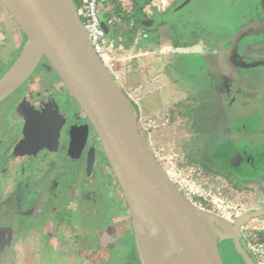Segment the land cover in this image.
<instances>
[{"label":"rangeland","instance_id":"obj_1","mask_svg":"<svg viewBox=\"0 0 264 264\" xmlns=\"http://www.w3.org/2000/svg\"><path fill=\"white\" fill-rule=\"evenodd\" d=\"M184 1H105L103 16L113 21L108 24V40L113 42L117 57L113 70L121 73L118 79L112 75L136 105L141 133L170 178L193 205L219 216L213 222L227 235L240 217L238 214L260 209L262 204L251 195L239 200L232 191V180L218 175L219 166L209 161L210 165H206L207 159L213 158L214 149H207V122L201 114L204 62L203 57L185 51L200 48L195 46V39L203 30L196 25L197 20L206 24L212 21L203 11L204 0H196L183 12L176 11ZM140 12L149 18L148 26L153 31H143ZM127 35L132 38L128 40ZM24 44L21 27L0 4V73L13 64ZM140 49L155 50L156 56L160 50L164 51L157 57L171 65L160 72L162 81L171 85L156 99H143L145 92L137 77V58L133 62L126 60V65L117 55L121 52L137 55ZM155 55L151 53L140 60ZM149 67L151 71L152 64ZM40 68L60 81L51 66L42 64ZM21 88L0 104V135L3 130V134L9 135L5 129L17 136L23 133L17 112L29 106L23 100L15 101L19 92L25 91ZM80 112L84 114L83 110ZM6 151L1 149L0 156ZM98 158L97 165L87 172L83 167L79 171L77 162L69 164L64 160L57 169L54 160L50 159L48 164L44 160L42 169L22 177L34 201L22 202L12 197L11 206L1 204L2 212L10 211L0 215V264H142L135 244L125 242L122 235L128 233L124 226H132L131 212L102 148ZM16 162L10 160L11 168L1 178L0 201L13 189L20 174ZM109 220L123 224L124 228L115 226L109 230L106 226ZM263 228L264 216H260L244 221L237 230L240 243L256 264H264V245L256 240V229ZM206 230L220 264H244L231 239L216 237L208 225Z\"/></svg>","mask_w":264,"mask_h":264},{"label":"water","instance_id":"obj_2","mask_svg":"<svg viewBox=\"0 0 264 264\" xmlns=\"http://www.w3.org/2000/svg\"><path fill=\"white\" fill-rule=\"evenodd\" d=\"M192 0H185L176 11ZM16 19L25 44L13 64L0 77V104L28 83L40 66L50 65L94 127L106 159L129 206L135 245L142 264H220L206 226L216 237L231 239L246 264H256L237 236L244 221L264 215L251 210L235 221L230 233H221L213 220L219 216L193 205L160 164L149 141L141 133L136 105L106 68L95 51L74 0H0ZM264 9V0H262ZM102 26L109 25L102 16ZM264 34V15L242 25L230 45ZM264 66V58L240 62L242 69ZM31 98L34 123L30 139L51 120L54 103L51 81L39 76ZM87 126L72 130V156H80ZM88 167L95 163L89 154ZM154 234L167 251L169 260L150 247Z\"/></svg>","mask_w":264,"mask_h":264},{"label":"flooded vegetation","instance_id":"obj_3","mask_svg":"<svg viewBox=\"0 0 264 264\" xmlns=\"http://www.w3.org/2000/svg\"><path fill=\"white\" fill-rule=\"evenodd\" d=\"M195 1L192 0L186 8ZM203 5L204 13L212 21L206 24L197 20L196 25L203 32L195 39L204 50L201 55L204 62L201 89V101L204 104L201 114L207 122V149H214L211 152L213 158L207 159L206 165L213 162L219 166L218 175L232 180V191L239 200L251 195L252 199L257 198L262 204L260 209H264V66L248 69L238 67L240 62L264 58V34L236 43L234 47L230 45L232 36L242 25L263 17L262 0H204ZM55 75L59 77L56 72ZM39 76L51 81L53 113L47 125L26 140L34 123V102L31 95ZM23 87L25 91L19 92L15 99L23 100L29 106L28 109L17 112L20 126L24 128L23 133L17 136L12 134V130L5 129L9 135L3 134L4 130L0 135V150H7L0 156V197L3 184L1 178L11 168L10 160L19 163L20 174L13 189L0 201V206L9 205L12 197L19 198L22 202L34 201L21 180L27 173L37 168L42 169L44 160L45 164L50 159L54 160L57 169L64 160L69 164L77 162L79 171L83 167L87 172L97 165L99 150L103 149L90 120L85 113L81 114V107L69 95L61 79L56 81L55 76L47 75L40 68ZM64 95H68V99H64L65 107ZM79 123H84L88 128L81 154L75 157L71 150L72 130ZM10 135L12 136L9 137ZM89 154L95 156V163L91 168L88 167ZM5 163L7 165L4 166ZM9 211L0 210V215L5 216ZM1 242L0 239V244Z\"/></svg>","mask_w":264,"mask_h":264},{"label":"crops","instance_id":"obj_4","mask_svg":"<svg viewBox=\"0 0 264 264\" xmlns=\"http://www.w3.org/2000/svg\"><path fill=\"white\" fill-rule=\"evenodd\" d=\"M184 10H186V7L182 10H180L181 12H183ZM177 15V14H176ZM139 17L141 18L140 20L142 21V24L144 26L145 29H143V31H153L152 27L148 26V20L149 18H147V16L143 13V12H140L139 13ZM129 38H132L131 35H127V39L129 40ZM200 48H198L197 50L193 51V50H190V51H185V52H188V53H193V54H196L198 56H201L202 53H203V47L201 46V44H197L196 46H198ZM180 47V46H177V48ZM150 51H153V52H150ZM155 50H148V49H140V52L136 55L132 53V55L130 56L128 54H125L123 52L117 54L118 57L120 59H124V61L130 59L132 61V59H135V65H138V71H137V77L139 78V82H141V88L144 90V94H143V99H147V98H150V99H156L157 97H159L160 94H162L166 88H167V85H171L170 83L168 84V82H163L162 79H161V70H166V68H170V63H167V65L165 64V62H163V60H160L158 59L157 56H159L160 54H165L164 51H159V55H155V54H158L156 53V51L154 52ZM179 52H182V51H179ZM184 52V53H185ZM151 53H153V55L155 56H151L150 59H145V61H141L140 58L141 57H144V56H149L151 55ZM182 54V53H181ZM159 60L161 62H159ZM133 62V61H132ZM159 63V64H158ZM160 63H162V66H160ZM149 64H152V70L150 71L149 70ZM157 64L160 66H157ZM126 65H128V61H126ZM121 76V73H116L115 74V78L118 79V77ZM202 77H203V73H202Z\"/></svg>","mask_w":264,"mask_h":264},{"label":"built area","instance_id":"obj_5","mask_svg":"<svg viewBox=\"0 0 264 264\" xmlns=\"http://www.w3.org/2000/svg\"><path fill=\"white\" fill-rule=\"evenodd\" d=\"M105 1L83 0L78 10L95 51L102 59L106 68L115 76L116 73L113 70V66L117 61V57L113 53L114 44L108 40V33L102 26V10ZM106 21L108 24H112L113 22L111 19Z\"/></svg>","mask_w":264,"mask_h":264},{"label":"trees","instance_id":"obj_6","mask_svg":"<svg viewBox=\"0 0 264 264\" xmlns=\"http://www.w3.org/2000/svg\"><path fill=\"white\" fill-rule=\"evenodd\" d=\"M74 1H75V3H76L77 7L79 8V7L81 6L83 0H74ZM106 20H109V17H106ZM17 23H18V22H17ZM18 24H19V23H18ZM19 26H20V25H19ZM20 27H21V26H20ZM21 30H22V28H21ZM22 33H23L24 43H25V41H26V36H25L23 30H22ZM20 51H21V49H20ZM20 51L18 52L17 56L19 55ZM17 56H16V58H17ZM49 66H50V65H49ZM7 68H8V66H6V68L0 73V77L6 72ZM139 129H140V128H139ZM140 131H141V130H140ZM106 226L108 227L109 230H111V229L114 228L115 226H116V227L121 226V228H122L124 225L121 224V223L117 224V223L112 222L111 220H109V223H107ZM124 227H125V230H124V231H127V232H128V233H126V232L123 233V232H122V235L124 236V239H126L125 242H127V243L132 242L133 244H135L133 227H132V226H130V227L124 226ZM124 227H123V228H124ZM122 235H121V236H122ZM256 235H257L256 240H257L259 243H263V244H264V230H257V231H256ZM125 237H126V238H125ZM131 237H132V239H131ZM135 246H136V245H135ZM239 257H240V259L244 262V260L241 258L240 255H239ZM244 264H246V263L244 262Z\"/></svg>","mask_w":264,"mask_h":264},{"label":"bare ground","instance_id":"obj_7","mask_svg":"<svg viewBox=\"0 0 264 264\" xmlns=\"http://www.w3.org/2000/svg\"><path fill=\"white\" fill-rule=\"evenodd\" d=\"M150 247L153 249V251L159 253L161 257L163 256L169 260L166 249L154 234H151Z\"/></svg>","mask_w":264,"mask_h":264}]
</instances>
